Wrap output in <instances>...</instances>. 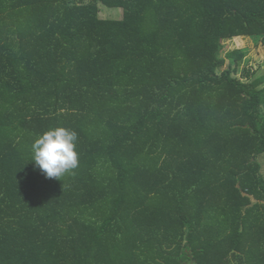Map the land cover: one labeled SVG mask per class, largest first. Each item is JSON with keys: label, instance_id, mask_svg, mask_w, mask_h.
<instances>
[{"label": "trees", "instance_id": "obj_1", "mask_svg": "<svg viewBox=\"0 0 264 264\" xmlns=\"http://www.w3.org/2000/svg\"><path fill=\"white\" fill-rule=\"evenodd\" d=\"M239 36L264 47V0H0V264H264ZM55 126L78 134L60 180L31 161Z\"/></svg>", "mask_w": 264, "mask_h": 264}, {"label": "clouds", "instance_id": "obj_2", "mask_svg": "<svg viewBox=\"0 0 264 264\" xmlns=\"http://www.w3.org/2000/svg\"><path fill=\"white\" fill-rule=\"evenodd\" d=\"M76 131L63 126L50 127L37 135L31 144L33 158L31 161L48 178L59 179L78 167ZM60 180V179H59Z\"/></svg>", "mask_w": 264, "mask_h": 264}, {"label": "rangeland", "instance_id": "obj_3", "mask_svg": "<svg viewBox=\"0 0 264 264\" xmlns=\"http://www.w3.org/2000/svg\"><path fill=\"white\" fill-rule=\"evenodd\" d=\"M99 9V15L101 18H121L122 10L120 8L108 7L100 3ZM223 47L222 55L226 57L227 63H232V58H228L226 54L237 49L246 50V54L241 60L238 72L234 76L242 78L245 81V78L242 75V70L244 68L254 72L255 76L264 75V47L259 41L255 40V38H251L249 36H239L231 39H225L223 41ZM249 79L246 80L248 81ZM259 86H264V81L260 83Z\"/></svg>", "mask_w": 264, "mask_h": 264}]
</instances>
